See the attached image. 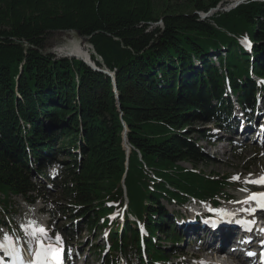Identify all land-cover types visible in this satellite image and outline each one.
Returning a JSON list of instances; mask_svg holds the SVG:
<instances>
[{"label": "trees", "instance_id": "obj_1", "mask_svg": "<svg viewBox=\"0 0 264 264\" xmlns=\"http://www.w3.org/2000/svg\"><path fill=\"white\" fill-rule=\"evenodd\" d=\"M230 1L0 0L2 211L10 194L27 200L40 196L25 145L42 157L37 149L48 146L53 152L59 138L55 152L67 159L63 165L56 161L61 173L52 182L67 201L61 210L71 221L83 218L91 234L107 230L110 249L104 264H117L113 253L117 251L129 260L136 258L137 264L166 261L167 254L147 240L148 260L143 259L130 217L141 222L144 233L160 232L173 246L179 241L175 226L164 230L161 225V231L159 221L150 217L157 214L162 199L178 203L188 196L215 199L233 184L227 177L214 179L180 165L185 161L196 167L205 159L183 131L195 118L209 122L212 110L229 114L228 102L220 97L226 80L246 103L254 88L248 66L264 77V0H245L204 19L199 15ZM57 31L89 38L91 59L114 73L118 98L112 78L81 60L44 52L47 37ZM237 38L254 41L252 62L240 51ZM222 47L226 58L220 56L217 67L208 53ZM194 59L200 62L199 69ZM209 98H219V106L212 108ZM44 121L59 125L58 132L44 131ZM123 123L131 150L127 168ZM146 170L157 180L148 179ZM124 194L126 223L120 227L115 220L125 204ZM114 210L111 223L107 216Z\"/></svg>", "mask_w": 264, "mask_h": 264}, {"label": "rangeland", "instance_id": "obj_2", "mask_svg": "<svg viewBox=\"0 0 264 264\" xmlns=\"http://www.w3.org/2000/svg\"><path fill=\"white\" fill-rule=\"evenodd\" d=\"M234 1L235 0H231L229 3H232ZM239 1H244V0H239ZM225 6H222V8ZM220 10L221 9L214 10L212 12L210 11L211 12L210 15L213 12ZM202 17L204 19L207 18L208 16L202 14ZM158 25L160 26L161 23H158ZM75 45L81 46L83 50L89 53H94L88 41L83 40L82 37L75 31L52 32L46 39V46L44 47L45 49L44 52L45 53L49 52V54H54L55 57L57 58H62L59 57V55H64V53L68 54V52L64 51V47L66 46L65 48L70 49ZM66 58H71V57H66ZM72 58L80 60L79 57L72 56ZM214 65L217 66L216 63H214ZM249 79L250 82L255 84L254 81L250 78V76ZM257 87L258 85L256 86L255 89L258 91ZM228 98L231 97L228 96ZM232 102H234V99L232 100ZM210 103L212 105V103L215 104L216 102L211 99ZM207 123H204L198 120L197 118H195L191 121V125L183 131L185 132L183 134L185 135V137H187V140L192 141L196 144V146L200 149V151L204 155L205 159L203 162L198 163L196 167H194L189 162H185V161L180 162V165L182 167L188 170L192 169L197 173L202 172L205 175L207 176L210 175L211 178L213 177L214 179H218V180H221L223 177L224 178L222 180H226L225 177H227V180L229 181V178L232 176L233 179L235 178L232 181H238L243 183L244 185L252 183L253 180L258 183V178H264V146H259L257 145V143L254 144L252 142L243 143L241 140L238 139V136L236 138H234V136H230L228 141L224 139L221 141L219 140L217 141V138H220L224 135H229L224 133L214 134L215 140L210 143V141L204 140L203 136H200V134H203L205 129L209 127L212 128V123L210 124ZM49 125H56V124L51 123L50 121H45L44 123H42L43 130L47 131L48 130L47 127ZM54 130H55L54 132H58V129H54ZM122 138H123V133H122ZM78 153L79 152L77 151V154ZM61 158L64 159L63 156ZM127 165H128V161L126 159L125 167H127ZM57 170H59L57 166L54 165L49 166L47 170L49 177L51 178V175L53 177L54 176L58 177L59 172L56 173ZM146 172L148 179L152 181L157 180L156 177L152 178V175L148 170H146ZM36 180L38 184L42 185V190L44 188L48 191L44 192L41 190L40 196L35 197L33 200H27L21 195L10 194L9 198L7 199L8 206L7 209L5 210L6 212H2L0 210L1 213L0 219L3 222L2 224L5 225L1 227L3 229L1 230L0 243L5 241L4 237L5 235H7L9 237L8 240L16 244L18 246V249H20L23 253V251L27 249V244L30 243L31 244L30 246L32 247V244L34 245L35 241L34 239H31L26 235L25 231L22 230L21 226L28 225L29 221H33L35 222V225L37 227L45 229V235L42 237V241L45 247H47L46 245H49L51 241H57V237H59V241H61L62 239L64 245L66 247L73 248L74 252L78 251L79 253V250H82V254L79 257L77 256L75 257L76 262L74 264H104L103 261L104 254L102 255V252L103 250H105V248L102 249L101 247H104L105 245L107 231L104 230L103 232H101V236L100 234L97 233V231H94L93 234H91L92 232L90 229L88 230L84 228L83 218L78 219L81 222L79 226L76 227L75 223L70 221V217L67 214L63 213L61 210L62 207L67 205V201L60 198V193L57 186L53 184L51 181H48L42 177L36 178ZM238 182L236 184L239 186ZM45 184L47 186L50 185V187L49 188L44 187ZM233 188L230 189V192H235L238 190ZM262 193L264 194V192ZM30 195L34 196L35 193H32ZM1 197L3 196L1 195ZM190 197L191 196L185 197L186 199L185 201L188 205L186 204L181 208L178 206L177 201L173 203H168L166 200H162V205L164 208L167 209V210L165 209L167 212L170 211L169 212L170 217L172 212L178 215H182L181 212L186 211L187 209L190 210L200 209V205L195 206V204L191 203ZM123 198H125L126 207L125 208H123V206L121 207V210L119 212V217L115 220V222L119 223L120 227H123L124 224L126 223L125 211L127 210V197L125 194ZM219 199L221 200V202H224L221 197ZM209 200H212V198ZM243 200H244V195H242L240 198H237L235 200H228L225 203L220 204L218 208L224 207L230 209H241L242 207H246L247 204H250V201L248 202L244 201V203H242ZM108 205H111V203H109ZM118 206H119V202L114 204L115 208H118ZM176 210L178 211V213H176L177 212ZM116 211L117 210H114L111 214L107 216V220L109 222L111 223L114 222V214L116 213ZM187 212H189V210ZM5 214L7 216H4ZM7 217L11 219L9 226L7 222L5 224L3 221V219L5 220V218ZM178 217L180 218L181 216ZM72 221L75 220L73 219ZM171 221H173L172 218ZM159 223H163V218L159 220ZM6 225L8 227H6ZM166 226L167 225H164L163 227ZM4 230L5 233H3ZM136 232L138 233L139 236L140 233L137 230ZM179 235L183 237V233H180ZM194 237L196 236H189L187 240H184V238L180 239L178 244H174V246H172L171 242L170 241L167 242L166 240H164L163 236L161 235L160 240H158V246L160 247V249L161 246L165 248L166 253L170 254V257L172 256V254L178 253V255L169 259L168 262L169 264H173L176 262H180L181 264H205V263L208 264V262H210V264H216L215 262L216 257L220 259L224 258V256L220 255L219 253H214L213 249H205L204 247L200 249L199 247L202 244L203 239L195 241ZM46 241L47 242L49 241L50 243L46 244ZM189 243L191 246L189 245ZM22 244L25 245L23 246ZM51 245L54 244L51 243ZM99 248L101 250L98 253L96 249ZM144 252L141 253L144 254ZM113 253L118 258L117 264H137V259L134 257L132 258L131 262H129L128 257L127 256L124 257V255L119 253V251ZM193 257L197 258L195 259L196 263L193 261ZM228 264H232V262L230 261Z\"/></svg>", "mask_w": 264, "mask_h": 264}, {"label": "bare ground", "instance_id": "obj_3", "mask_svg": "<svg viewBox=\"0 0 264 264\" xmlns=\"http://www.w3.org/2000/svg\"><path fill=\"white\" fill-rule=\"evenodd\" d=\"M66 47V46H65ZM64 47V51L65 52H68V54H65L64 53V55H66L67 57H71L72 58V56H75V57H79L80 59H82V60H85V61H87L88 62V60H90V53L89 52H87V51H85V50H83L82 48H81V46H79V45H75L74 47H72V48H65ZM60 48V47H59ZM62 48V47H61ZM60 50V49H59ZM58 50V51H59ZM49 53V52H48ZM88 57H89V59H88ZM65 58V57H64ZM91 61V60H90ZM92 62V61H91ZM256 81H258L259 83H261L262 81L261 80H259V79H257ZM256 83V82H255ZM264 83V82H263ZM255 86H257V85H255ZM262 86H264V85H262ZM237 114L238 115H240V113L239 112H237ZM260 119H261V121H260ZM259 123V124H258ZM243 122H242V126H243ZM254 124H255V129L254 130H252L251 132H249V131H247L246 130V128H245V126L244 127H242V133L243 134H247V133H252V135L254 136V137H259V136H261V128L262 127H264V116L263 117H258V118H256V120H255V122H254ZM262 124H263V126H262ZM234 129H236V128H234ZM264 134V133H263ZM52 169V168H51ZM262 181H264V178H258V183L256 184V186L258 187V188H256V189H252L251 190V192H249L248 193V195H246V196H244V200L242 201V203H244V201H246V202H248V201H250L251 203H256L258 200H260L261 199V196H264V194L262 193V192H264V182H262ZM257 190H260L259 192H256V193H253L254 191H257ZM261 192V193H260ZM253 197H255V198H253ZM166 217V216H165ZM212 217H216V215H212ZM227 220H228V222L230 223V224H232L233 222L232 221H230V217H227L226 218ZM4 220V219H3ZM186 226V225H185ZM189 227H190V229L192 228V227H194V225H189ZM217 231V230H216ZM198 234H202V232L200 231ZM240 237H245V234H240L239 235ZM201 237H204V236H201ZM210 242V241H209ZM214 243H223V242H214ZM2 244H8V245H11L12 247H14L15 245H14V243L13 242H11L10 240H8V241H4V242H2ZM214 244H213V242L211 241L210 243H209V246H213ZM35 251H36V249H35ZM34 251V252H35ZM208 251V250H207ZM206 251V252H207ZM2 252V251H1ZM19 253L20 254H22V251L19 249ZM198 255V254H197ZM218 255V254H217ZM236 256L234 255L232 258L234 259ZM216 260H215V262H216V264H220V263H218V258L216 257L215 258ZM231 259V258H230ZM48 261H49V259H48ZM0 262H1V259H0ZM24 264H27L26 262L24 263ZM206 264V263H205ZM208 264H210V262H208Z\"/></svg>", "mask_w": 264, "mask_h": 264}, {"label": "snow or ice", "instance_id": "obj_4", "mask_svg": "<svg viewBox=\"0 0 264 264\" xmlns=\"http://www.w3.org/2000/svg\"><path fill=\"white\" fill-rule=\"evenodd\" d=\"M261 207H264V202H261ZM21 227L22 230L25 231L26 235L29 238L34 239L37 244L35 257L29 262V264H48V257H52L54 259L57 257L58 249H53L51 246L45 247L43 244L42 237L45 235V229L37 227L33 221H29L28 225H22ZM8 239L9 237L5 235L4 240L8 241ZM57 242H59V237H57ZM0 250L13 255L17 251L15 247L2 243H0ZM28 251L30 253L33 251L31 246H29ZM20 264H23V262L21 261Z\"/></svg>", "mask_w": 264, "mask_h": 264}, {"label": "water", "instance_id": "obj_5", "mask_svg": "<svg viewBox=\"0 0 264 264\" xmlns=\"http://www.w3.org/2000/svg\"><path fill=\"white\" fill-rule=\"evenodd\" d=\"M242 2H244V1L235 0L232 3H228L223 8H222L221 5H218L215 9L211 10V12L214 11V10H218V9H221L220 11H229V10L235 8L237 5H239ZM211 12L202 13V14L205 15V16H209ZM202 14L199 13V15L201 16V18L203 19ZM81 37H82L83 40H87L88 41V39H89L87 36H81ZM59 57H67V56L66 55H59ZM88 59H89V57H88ZM80 60H82V59H80ZM90 60H91V53H90ZM90 60H88V62L85 61V60H82V61L85 62L86 65H88L90 68H92L96 72L104 73L108 77L112 78V81L114 83V87H115V90H116V84H115V79H114L115 78V75H114V73L112 74V73H109L107 70H104V69L102 70L101 68L97 67L96 63L93 60H91L92 62ZM126 131L127 130L125 129L124 132H123V141H124V143L126 142ZM128 150H129V148H128ZM128 153H129V151H127V154Z\"/></svg>", "mask_w": 264, "mask_h": 264}]
</instances>
